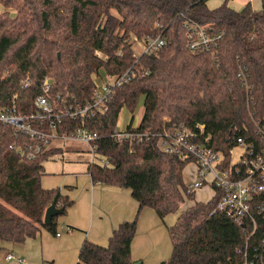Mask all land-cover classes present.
<instances>
[{
	"label": "trees",
	"instance_id": "trees-1",
	"mask_svg": "<svg viewBox=\"0 0 264 264\" xmlns=\"http://www.w3.org/2000/svg\"><path fill=\"white\" fill-rule=\"evenodd\" d=\"M228 2L210 8L207 0H0L1 5L17 9L14 17H0V96L9 103L18 92V110L24 114L36 111L35 98L45 76L54 79L55 96L60 93L71 104L84 106L94 95L93 73L104 68L118 75L136 62L134 38L162 32L168 38L157 53L139 57L136 65L149 68V74L117 86L107 111L89 118L65 116L59 126L60 131L81 126L98 131L102 136L98 151L111 165H88L92 181L129 188L139 202L137 215L121 222L107 245L86 239L77 264H134L131 244L145 206L162 219L179 213L169 227L171 254L160 264L243 261L239 249L246 244L247 224L236 223L222 211L213 212L220 191L207 201L195 200L184 178L193 157L183 158L160 145L161 135L181 123L195 128L199 141L227 157L239 135L259 141L251 115L264 122V0L259 10L250 1L241 9ZM187 20L224 32L217 57L188 49ZM240 65L245 80L238 76ZM28 74L32 83L22 89L20 81ZM142 96L139 130L152 136L132 144L119 141L111 134L121 110L133 111ZM198 124L203 125L202 133ZM27 139L0 123V249L3 241L24 242L42 228L56 233L58 217L74 202L60 187L42 185L45 161L63 147H45L37 157L26 159L12 145ZM183 193L196 202L180 212ZM54 198L63 212L46 224L44 214ZM258 198L264 200V193Z\"/></svg>",
	"mask_w": 264,
	"mask_h": 264
},
{
	"label": "built area",
	"instance_id": "built-area-1",
	"mask_svg": "<svg viewBox=\"0 0 264 264\" xmlns=\"http://www.w3.org/2000/svg\"><path fill=\"white\" fill-rule=\"evenodd\" d=\"M186 44L192 53L210 52L214 57L218 55V47L224 32L211 25L200 24L194 20H187ZM141 47L136 62L118 75L106 72L102 82H97L100 68L93 73L94 95L91 101L84 106H75L62 94L56 96L52 93L54 79L45 76L41 81V92L35 98L36 111L24 114L18 110V92L12 96L11 102H2L0 96V123L13 128L14 134L19 137L24 135L27 140L15 142L12 145L22 158L33 159L40 154L45 147L61 146L66 143L80 142L86 145L89 157L87 164L111 165L107 156L98 151L97 140L102 136L96 130L86 126L78 127L73 131H60L63 118L77 117L89 118L97 113L108 110L112 93L117 86H121L132 80L142 78L149 74L150 69L136 65L142 54H152L160 51L168 42L167 36L160 33L157 36L146 35L141 39L134 38ZM105 70V69H104ZM6 74V71L4 72ZM238 76L245 80V69L239 66ZM32 83L28 74L20 81V88L25 89ZM246 83V82H245ZM249 91V86L246 85ZM255 126V135L259 141L248 139L239 135L235 145L229 151V157L225 152L208 145V142L198 140L199 132L193 127L181 123L175 131L165 132L161 135L160 145L168 152H177L185 157H193V176L187 181V191L196 192L209 186L213 195L220 191V200L213 212H224L233 221L239 224H247L246 244L241 252L244 259L236 264H264V200L258 197L264 193V122L251 115ZM142 118V116H141ZM38 121L39 124L34 122ZM141 119L134 121V115L123 127L115 128L111 134L119 141L128 140L130 144L143 142L152 134L149 131H140ZM197 127L202 133L203 125ZM249 132L247 127H244ZM209 137H206V141ZM62 153V152H61ZM60 153H56L54 157ZM53 157V158H54ZM218 187V189H217ZM259 233L257 239H250ZM58 235L60 233H57ZM250 239V240H249ZM8 260H14L16 264H25L22 256L9 251L6 254Z\"/></svg>",
	"mask_w": 264,
	"mask_h": 264
},
{
	"label": "crops",
	"instance_id": "crops-1",
	"mask_svg": "<svg viewBox=\"0 0 264 264\" xmlns=\"http://www.w3.org/2000/svg\"><path fill=\"white\" fill-rule=\"evenodd\" d=\"M74 151L77 156L83 154L80 152L82 150ZM75 160L83 163L84 168L65 170L63 167L62 172L46 173L42 176L43 187H60L61 192L74 201L66 214L58 217L57 232L42 228L36 236L24 242L3 241L0 264H16L14 260L6 258L9 251L24 257L25 264H77L81 246L86 239L107 245L118 225L137 215L139 202L129 188L94 183L87 171V159L77 157ZM193 170L194 165L188 172L189 175L193 176ZM206 189L208 194L203 198L202 194ZM212 196L213 190L209 186L195 192L197 201H207ZM178 215V212L170 213L162 219L152 207L145 206L140 210L131 244L134 262L160 264L170 256L172 239L169 227L176 223Z\"/></svg>",
	"mask_w": 264,
	"mask_h": 264
},
{
	"label": "rangeland",
	"instance_id": "rangeland-1",
	"mask_svg": "<svg viewBox=\"0 0 264 264\" xmlns=\"http://www.w3.org/2000/svg\"><path fill=\"white\" fill-rule=\"evenodd\" d=\"M224 1L225 0H207V4L210 8H215L221 5V3H223ZM248 1L251 2V4L253 5L255 9L259 10L262 8L263 0H229L228 3L233 8L239 9ZM16 14H17L16 8L14 7L7 8L4 5L0 4V17L2 16L14 17ZM133 50H134V53L136 54H140L142 50L140 45L135 39H133ZM106 74H107L106 71L104 69H101L100 74L96 77V81L98 83L102 82ZM143 112H144V96L140 98L136 108L133 111H131L128 107H124L121 110L119 120L117 123V127L119 128V127L125 126L130 121L133 115H134V121H138L139 119H141ZM73 147H74V150H82L80 152H83V154H81L80 156H77L78 154L72 149ZM77 157L85 158L88 160L89 153L87 152L86 145L80 142H76V141L71 142V143H66V145L63 146L62 153H60L58 156L54 158H51L48 161H45L44 166L46 168V173L48 174V173L62 172L63 167L65 168V170L84 168L85 165L83 163H78L79 161L75 160L77 159ZM192 169H193V162H190L188 163V165L186 166L184 170V178L186 182L190 180V177H189L190 175L188 172ZM207 190L208 189H206V192L202 194L203 198L207 196L208 194ZM195 202H196L195 200L190 199L189 196H186L183 193V201H179V211L181 212L185 210L187 207L195 204Z\"/></svg>",
	"mask_w": 264,
	"mask_h": 264
},
{
	"label": "water",
	"instance_id": "water-1",
	"mask_svg": "<svg viewBox=\"0 0 264 264\" xmlns=\"http://www.w3.org/2000/svg\"><path fill=\"white\" fill-rule=\"evenodd\" d=\"M63 208L59 207L57 203V199L54 198L52 203L46 208L45 214H44V222L46 224H51L53 221V218L55 216H58L62 214ZM134 264H139V262H135Z\"/></svg>",
	"mask_w": 264,
	"mask_h": 264
}]
</instances>
